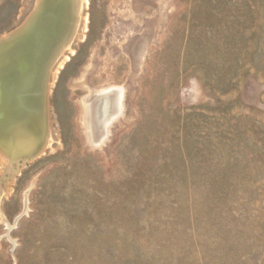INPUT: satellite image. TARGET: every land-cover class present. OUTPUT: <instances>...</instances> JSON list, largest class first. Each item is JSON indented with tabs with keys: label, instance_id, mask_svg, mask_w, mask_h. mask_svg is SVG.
<instances>
[{
	"label": "rangeland",
	"instance_id": "obj_1",
	"mask_svg": "<svg viewBox=\"0 0 264 264\" xmlns=\"http://www.w3.org/2000/svg\"><path fill=\"white\" fill-rule=\"evenodd\" d=\"M70 45L44 151L0 153V264H264V0H88Z\"/></svg>",
	"mask_w": 264,
	"mask_h": 264
},
{
	"label": "bare ground",
	"instance_id": "obj_2",
	"mask_svg": "<svg viewBox=\"0 0 264 264\" xmlns=\"http://www.w3.org/2000/svg\"><path fill=\"white\" fill-rule=\"evenodd\" d=\"M87 4L88 0H49L46 9L49 12L47 13L49 16L45 21L41 20L39 28L32 32L31 35L34 38L20 39L22 38L20 33L30 24V21H28L17 33L9 35V37L0 41L3 44L0 46V50L6 44H9L14 46L15 51L19 50L28 53H25L22 63L17 65L20 70V76L17 82L11 86V94L5 104L8 118L0 121V153L10 159L9 163H11L12 167L7 182L14 179L15 174L19 170L21 163L17 159H23L25 164L26 160L33 159L44 151L47 145L50 91L49 88L46 91L42 86V80L39 77L40 64L49 57L53 58L56 55L55 57L57 58L62 51L70 48V44L76 35L83 9ZM32 40H35L34 43L31 42ZM4 43L6 44L4 45ZM2 57L5 58L6 55ZM2 57L0 58L2 59ZM26 59H30V62H27ZM121 96V90H103L97 93V98L105 99L102 108L98 111L101 120L99 121L103 126L111 123L120 113L122 107ZM91 107V105L86 106V125L89 128L93 127L90 122ZM10 116L13 117L12 121L8 120ZM13 123L16 124L14 127H12ZM3 155L2 160H4ZM4 165H6L7 169L9 164L5 163ZM7 190L6 186L4 192L0 193V205L3 194L6 195L8 193ZM0 218H4L1 208Z\"/></svg>",
	"mask_w": 264,
	"mask_h": 264
},
{
	"label": "water",
	"instance_id": "obj_3",
	"mask_svg": "<svg viewBox=\"0 0 264 264\" xmlns=\"http://www.w3.org/2000/svg\"><path fill=\"white\" fill-rule=\"evenodd\" d=\"M48 2H49V0H40L39 1V6H38L36 12L28 20V21H30V24L27 27H25L23 29V31L20 33V34H22V38H20V39L24 40L27 37H29V39L34 38L31 35L32 32H34L35 30H37L39 28L38 26L41 24V20L45 21V19L49 16L47 14L49 12H47V10H46ZM27 22L25 24H27ZM34 41L35 40H32L31 42L34 43ZM5 44L6 43H4V45ZM2 45L3 44L1 43L0 46H2ZM12 51L13 52L15 51L14 46H12V45L10 46L9 44L8 45L6 44L5 47L0 50V57L6 55L5 58L4 57H2V59L0 58V121L8 118L7 114H6V110H5V104L8 101V96H10V94H11L10 93L11 92V86L17 82L18 77L20 76V70H19L17 65H19V63L21 64L22 61L24 60V55L28 54L26 52L19 51V50L15 51L14 53ZM3 52H5V53H3ZM55 56L53 58L49 57L47 60L43 61L40 64L39 77L41 78L42 86L45 88L46 91L49 88L48 87V78H49V74H50L49 73L50 68L54 65L57 58L59 57L58 56L56 58ZM26 61L30 62V59H26ZM11 119H13L12 116H10L8 120L12 121ZM14 125H16V124L13 123L12 127H14ZM38 155H36L34 158H36ZM33 159L26 160L24 165L28 164Z\"/></svg>",
	"mask_w": 264,
	"mask_h": 264
}]
</instances>
